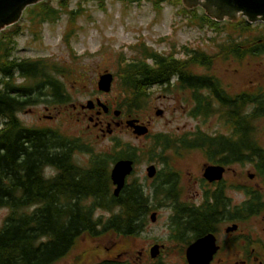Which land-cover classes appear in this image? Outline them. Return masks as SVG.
Wrapping results in <instances>:
<instances>
[{"label": "trees", "instance_id": "1", "mask_svg": "<svg viewBox=\"0 0 264 264\" xmlns=\"http://www.w3.org/2000/svg\"><path fill=\"white\" fill-rule=\"evenodd\" d=\"M151 1L159 6L160 0ZM98 3L104 5L103 0ZM68 4V0H41L27 8L29 21L38 26L66 11L72 22L79 10L68 9ZM197 9L182 11L199 27H208L225 39L216 43L213 53L184 47L181 58L140 44L137 57L119 60L122 98L117 108L127 117H136L147 105L151 87L166 84L175 76L177 88L190 94L188 114L203 121L215 117L229 135L213 136L200 128L180 135L156 132L146 136L150 139L148 155L161 162L163 148L174 147L178 153L180 149L198 148L211 159L217 155L227 157L228 162L253 161L264 176V148L257 136L259 121L264 118V83L259 81L247 91L230 94L212 73L217 60L241 64L247 58H261L264 23L252 24L245 18L218 22L204 12L196 15ZM22 28L16 22L0 31V210L8 211L0 221V264H53L79 237L97 234L96 208L113 210L118 206L128 218L121 222L130 220L135 206L134 185L126 183L114 196L110 165L119 158L134 157V151L130 144L113 138L110 152L93 153L87 166L78 167L71 159L72 149L89 144L65 137L57 128L29 126L21 121L18 113L30 105L70 101L58 76H64L66 70L46 57L14 55ZM116 220L114 215L105 227H114Z\"/></svg>", "mask_w": 264, "mask_h": 264}, {"label": "rangeland", "instance_id": "2", "mask_svg": "<svg viewBox=\"0 0 264 264\" xmlns=\"http://www.w3.org/2000/svg\"><path fill=\"white\" fill-rule=\"evenodd\" d=\"M52 1L56 3L57 0ZM68 2V9L79 10L72 22L69 21L68 13L64 11L56 20L46 21L38 26L30 23L27 8L31 5L27 6L18 22L23 26V30L16 37L14 55L19 58L46 57L66 70L64 76H58L63 82L70 104L86 105L87 100L99 96L102 103L105 101L112 104L113 112L119 110L117 103L122 98L117 75L119 60L137 57L140 44L181 58L184 47L200 48L213 53L216 43L225 39V35H216L208 27H199L193 23L191 15L182 11V8L190 10L185 6L186 4L183 5L182 0H160L158 7L151 0H103V6H100L98 0H68ZM197 8L196 15L205 10L201 6ZM222 21L224 20L219 22ZM105 72L113 75L108 92H102L97 88L99 76ZM212 73L232 93L247 90L259 81L264 83V55L255 60L247 58L241 64L235 61L217 60L212 67ZM149 91L147 105L135 114L139 123L149 126V134L171 132L173 135H180L197 128L211 134L224 131L215 117L203 121L188 114L192 106L188 92L179 88L166 91V88L158 86ZM68 103L56 105L57 107L43 102L36 103L19 112L18 116L26 125L54 127L65 137H80L96 152L109 150L113 138H119L124 144L139 147L143 152L137 158L134 174L129 176L128 182L133 177L149 179L145 168L150 163L144 156L150 143L149 137L134 134L126 123L122 127L117 125L120 117L116 119L115 128L111 130L112 134L97 137L98 133L91 124L87 123V119H82L81 113L72 111ZM44 106H48V109ZM157 111L160 113L157 114ZM148 119L151 120L150 125L145 122ZM258 126L260 130L257 135L258 140L264 146V118L259 121ZM177 156H171L169 167L178 170L186 184L188 179L198 178L201 170L206 166L205 158L199 151H192L182 157ZM76 160L85 166L88 158L82 156V161ZM151 163L157 168L162 167L157 160ZM233 167L234 170L239 171L244 168L250 169L252 166ZM227 177L231 178V174ZM233 180H239V176H234ZM7 212V209L0 210V221ZM100 214L106 216L102 210L94 212L96 216ZM106 241L112 243V236L106 237ZM93 242H100L102 246L106 244L104 239L93 241L89 236L82 238L78 241L75 251L54 264H87L89 258L92 259L100 249L92 250ZM116 247L120 249L122 246L117 244ZM75 254H78L76 256L81 257V260H75ZM175 262L176 260L171 261L170 264H176Z\"/></svg>", "mask_w": 264, "mask_h": 264}, {"label": "flooded vegetation", "instance_id": "3", "mask_svg": "<svg viewBox=\"0 0 264 264\" xmlns=\"http://www.w3.org/2000/svg\"><path fill=\"white\" fill-rule=\"evenodd\" d=\"M155 86L164 87L167 91L177 88L178 83L173 76L166 84ZM229 93L234 94L230 91ZM87 101L93 102L92 107H87L83 103L68 104L71 105L69 108L72 111L81 113L82 119H87V123L91 124L98 133L97 137L112 134L111 130L115 128L117 121V125L122 127L128 119H137L124 117L122 111L118 116L114 115L112 104L105 101L103 102L107 106V111H104L98 105V101L102 102L99 96ZM44 107L48 109V106ZM117 117L120 118L116 121ZM145 122L151 124L149 119ZM162 133L173 135L171 132ZM148 134L149 132L143 136L146 137ZM212 134L213 136L229 135L226 131ZM73 139L87 145L80 137ZM86 147L88 146L72 149L71 159L78 167H84L76 160L82 161V156L88 158L86 160L88 164L91 154L111 151L110 148L96 152L91 147H89L91 149ZM65 148L69 150L68 147ZM131 148L134 157L126 159L133 161L132 170L126 176L124 185L128 183L129 176L134 174V165L143 152L139 147L131 146ZM161 150L164 152L161 162L157 157L151 158L147 152L144 155L150 163L148 166H155L151 163L155 160L162 165L161 168L155 166L154 176H148L147 166L145 171L149 179L133 177L129 182L134 185L135 192L133 199L135 206L130 214L131 217L129 216L130 220L121 222V219L128 218L118 206H113V210L96 208L94 212L102 210L106 213V216L94 215L98 222L95 227L97 234L92 236L84 234L79 237L62 258L65 259L75 251L79 240L89 236L93 241L104 239L107 245L102 246L100 242H93L92 250L100 249L92 259L89 258L90 263L87 264H170L175 260L176 264H264V176L260 166L253 161L228 162L227 157L217 155L211 159L198 148L180 149V153L174 147ZM213 150L220 151L219 148ZM192 151L202 153L206 166L221 167V171L212 173L213 178H207L204 176L205 166L198 178L188 179L187 184L183 182L185 179L181 177L182 174L169 167V161L172 155L182 157ZM222 152L228 151L222 150ZM113 163L110 165V170ZM247 165L252 167L239 171L234 170L233 167ZM228 174H231L232 179L227 177ZM234 176H239V180H233ZM86 201L89 202V199ZM114 215L117 217L115 226L105 227V223ZM110 236L112 243L106 241V237L110 238ZM117 244L122 247L118 249ZM194 244L197 246L202 244L200 246L202 248H195L192 255L189 254V249ZM76 255L78 254L74 255L75 260H81V257L78 258Z\"/></svg>", "mask_w": 264, "mask_h": 264}, {"label": "water", "instance_id": "4", "mask_svg": "<svg viewBox=\"0 0 264 264\" xmlns=\"http://www.w3.org/2000/svg\"><path fill=\"white\" fill-rule=\"evenodd\" d=\"M41 0H0V31L12 24L19 22L23 16L24 9L36 4ZM183 5L193 8L201 6L205 10V14L217 21L230 20L237 21L240 17L246 18L249 22L255 23L257 21L264 22V0H182ZM113 75L105 72L99 76L97 88L102 92H108L111 88ZM92 101H87V107H92ZM98 105L107 111V106L98 101ZM119 110H115L114 114L118 115ZM160 111H157L159 114ZM126 125L130 127L136 135H146L149 131L148 127L138 122V119H128ZM133 161L130 159L116 160L110 170V178L115 185L113 188V195L117 196L124 186L125 178L132 170ZM221 171V167L208 165L205 167V175L207 178H213V174ZM213 173V174H212ZM147 174L149 177L154 176L155 166L147 167ZM212 175V176H211ZM202 245V244H201ZM192 245L189 249V254H194L195 248L201 246ZM196 246V247H195ZM191 250V251H190Z\"/></svg>", "mask_w": 264, "mask_h": 264}, {"label": "bare ground", "instance_id": "5", "mask_svg": "<svg viewBox=\"0 0 264 264\" xmlns=\"http://www.w3.org/2000/svg\"><path fill=\"white\" fill-rule=\"evenodd\" d=\"M200 248H202V247H200Z\"/></svg>", "mask_w": 264, "mask_h": 264}]
</instances>
